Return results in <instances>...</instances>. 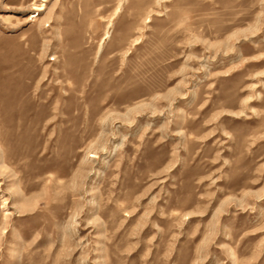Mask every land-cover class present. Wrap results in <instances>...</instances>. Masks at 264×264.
I'll return each mask as SVG.
<instances>
[{
    "label": "rangeland",
    "instance_id": "obj_1",
    "mask_svg": "<svg viewBox=\"0 0 264 264\" xmlns=\"http://www.w3.org/2000/svg\"><path fill=\"white\" fill-rule=\"evenodd\" d=\"M0 264H264V0H0Z\"/></svg>",
    "mask_w": 264,
    "mask_h": 264
},
{
    "label": "bare ground",
    "instance_id": "obj_2",
    "mask_svg": "<svg viewBox=\"0 0 264 264\" xmlns=\"http://www.w3.org/2000/svg\"><path fill=\"white\" fill-rule=\"evenodd\" d=\"M41 7V6H40Z\"/></svg>",
    "mask_w": 264,
    "mask_h": 264
}]
</instances>
